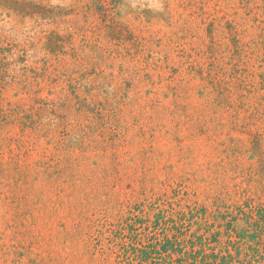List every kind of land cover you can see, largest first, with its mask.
<instances>
[{
    "label": "rangeland",
    "instance_id": "obj_1",
    "mask_svg": "<svg viewBox=\"0 0 264 264\" xmlns=\"http://www.w3.org/2000/svg\"><path fill=\"white\" fill-rule=\"evenodd\" d=\"M248 201L264 0H0V264H127L132 222Z\"/></svg>",
    "mask_w": 264,
    "mask_h": 264
},
{
    "label": "trees",
    "instance_id": "obj_2",
    "mask_svg": "<svg viewBox=\"0 0 264 264\" xmlns=\"http://www.w3.org/2000/svg\"><path fill=\"white\" fill-rule=\"evenodd\" d=\"M20 7H34L20 3ZM16 3V4H17ZM104 8V6H101ZM27 15L36 14L25 10ZM138 218L137 216L135 217ZM155 227L162 226L164 240L129 226L122 240L123 263L127 264H262L264 263V204H221L215 210L198 204L178 210L161 209ZM150 221V220H149Z\"/></svg>",
    "mask_w": 264,
    "mask_h": 264
}]
</instances>
